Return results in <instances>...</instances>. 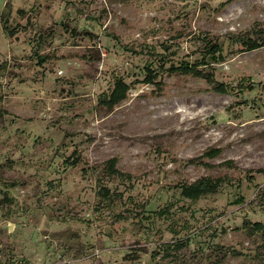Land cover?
Listing matches in <instances>:
<instances>
[{"label":"rangeland","instance_id":"1","mask_svg":"<svg viewBox=\"0 0 264 264\" xmlns=\"http://www.w3.org/2000/svg\"><path fill=\"white\" fill-rule=\"evenodd\" d=\"M246 40L264 0H0V264H264L242 226L264 223V46ZM203 177L223 182L181 196Z\"/></svg>","mask_w":264,"mask_h":264},{"label":"trees","instance_id":"2","mask_svg":"<svg viewBox=\"0 0 264 264\" xmlns=\"http://www.w3.org/2000/svg\"><path fill=\"white\" fill-rule=\"evenodd\" d=\"M242 44L246 46V50H253L258 47L264 46V41L257 42L255 40H246L243 41ZM204 58H207L210 62L214 63L218 60L222 59V47L219 45L217 41H208L204 47ZM194 65V66H193ZM190 65L188 61H182L181 65L178 67H171L170 70L175 71L178 70L180 72L184 73H192L199 77H204L205 79L209 78V81L214 83V88L218 92H227L230 90V85H227L223 82H215L213 78V72L204 74L202 70H199L196 68L195 64ZM148 75L146 76L147 81H151V70H149ZM208 80V79H207ZM252 89L253 85L250 83L243 84L241 83L240 87H244ZM128 85L121 79L117 78L114 81L113 88L110 90L109 94L107 96H104L102 98L101 103H104L107 108L111 109L119 100H121L123 97H125L126 91L128 89ZM233 90V87H231ZM219 153V149H209L206 152H204L205 156L214 157L216 154ZM80 160V157L77 155V157H74L73 159H68V162L70 164H76ZM196 159H190V161H195ZM117 159L115 157L109 158L104 162L106 170L109 171L112 175L125 177L130 179L131 174L121 172L116 168ZM229 164H231L230 161H228ZM259 172L263 171L262 169L257 170ZM250 177V175H248ZM223 182L222 178H199L191 183L188 184H181L179 186L180 188V194L184 198L191 199V200H197L199 197L207 194V193H214L217 191L221 183ZM100 194L104 196L109 195V189L107 187H101L99 190ZM243 201V198L239 197L236 199V203H240ZM242 226L246 229L249 233L258 232L264 235V223L260 221H249L245 220L242 223Z\"/></svg>","mask_w":264,"mask_h":264}]
</instances>
